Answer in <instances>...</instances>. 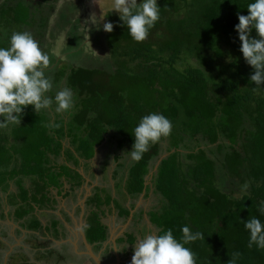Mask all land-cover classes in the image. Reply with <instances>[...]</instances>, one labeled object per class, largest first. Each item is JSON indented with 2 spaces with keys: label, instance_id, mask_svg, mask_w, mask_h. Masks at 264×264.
Instances as JSON below:
<instances>
[{
  "label": "trees",
  "instance_id": "16d2710c",
  "mask_svg": "<svg viewBox=\"0 0 264 264\" xmlns=\"http://www.w3.org/2000/svg\"><path fill=\"white\" fill-rule=\"evenodd\" d=\"M57 2L0 1V47H8L11 34L22 31L41 48ZM157 2L160 19L144 41H134L119 14L108 12L104 24L112 23L113 30L102 27L100 63L91 58L88 65L51 69L56 58L50 56L46 70L52 72L46 75L54 87L48 95L69 87L75 107L65 115L56 113L55 105L37 113L29 105L20 125L0 129V191L13 182L18 193L8 199L16 219L58 238L63 233L59 218L48 212L56 209L58 196L69 195L68 190L62 194L65 183L71 190L81 185L80 168L87 169L96 148L112 143L125 196L136 199L145 190L147 197L151 188L158 195V205L147 212L157 233L172 229L180 239L185 224L203 232L204 241L186 245L196 254V264H229L233 253H239L236 264H264V249L248 247L243 226L251 217L264 222L259 211L264 202V84L257 88L250 80L253 70L239 51L234 28L238 14L248 15L247 5L254 0ZM73 25L69 35L80 41L75 36L69 41L77 47L81 38ZM251 36L256 37L255 30ZM153 112L172 122L171 135L139 162L126 160L134 127ZM111 202L120 216L129 217L132 206L96 186L88 198L89 243L101 246L107 240L102 218ZM36 210L50 216L45 225ZM136 239L127 233L117 242L132 246Z\"/></svg>",
  "mask_w": 264,
  "mask_h": 264
},
{
  "label": "clouds",
  "instance_id": "9594fccd",
  "mask_svg": "<svg viewBox=\"0 0 264 264\" xmlns=\"http://www.w3.org/2000/svg\"><path fill=\"white\" fill-rule=\"evenodd\" d=\"M112 7L136 42L144 41L160 19L161 7L157 0H140V3L137 0H114ZM247 9L248 15L238 14L239 22L234 28L240 41L239 51L253 70L250 80L260 88L264 84V0H254ZM91 20L98 24L95 16ZM103 30L111 32L113 24L105 23ZM253 30L256 37L251 36ZM49 65V55L42 51L39 42L29 32H13L8 47H0V129L20 125L24 108L29 105L35 113L53 109V105L56 113H72L75 94L71 88H60L54 97L48 95L54 87L52 78L45 73ZM172 128V122L163 114L153 112L142 116L133 129L132 149L126 151L130 161L139 162L152 145L171 135ZM247 188L248 184H245L242 190ZM259 211L264 215V202ZM243 226L249 233L248 247L255 245L264 249V222L251 217L243 222ZM89 227L91 225H82L81 230ZM180 231V239L174 237L172 229L162 233L149 232L136 239L131 264H196V254L186 245L204 241L205 234L193 231L187 224ZM112 248L120 251L115 245ZM238 257L239 253H233L229 264H236Z\"/></svg>",
  "mask_w": 264,
  "mask_h": 264
},
{
  "label": "rangeland",
  "instance_id": "374dc122",
  "mask_svg": "<svg viewBox=\"0 0 264 264\" xmlns=\"http://www.w3.org/2000/svg\"><path fill=\"white\" fill-rule=\"evenodd\" d=\"M2 1V0H0ZM137 3H140V0H137ZM114 0H58L54 12L51 13L50 19L48 21L47 34H46V42L43 43L41 47L43 52L47 53L49 57L52 55L56 58L51 69H59V67H63L67 64H77V65H88L91 62V58H93L94 62L100 63L101 54L103 49L101 47V30L104 25V19L108 12L118 13L116 10H113ZM50 5H46V8ZM119 14V13H118ZM95 16L98 24H94L91 20V17ZM68 22V24H64L63 22ZM73 26H76V32L81 38V42L77 47H74L75 44H72L69 40L71 35H69V29ZM72 35L71 39L73 38ZM76 41H80L79 37L75 36ZM104 41V40H103ZM105 45V44H104ZM107 53V49H106ZM97 57V58H96ZM49 69V68H48ZM50 74L52 70H46L45 73ZM52 96V94H49ZM54 97V96H53ZM9 128H6L8 131ZM65 146H69L65 143ZM97 151L95 153V158L92 159L93 169L96 170V173L99 172L100 176L104 179V183L107 184L106 187H110L118 181V184L115 188L112 187L115 198L116 199H125V190L123 188V184L121 178L123 176L121 169H115L116 164L114 163V150L115 146L112 143H105L99 148H96ZM126 160H130L129 156H127ZM61 161V160H60ZM121 162H125V155L121 159ZM98 175V174H97ZM112 177V179H111ZM100 179V178H99ZM92 181L96 184L95 178L92 176ZM114 181V182H113ZM147 183L149 186H152L149 178H147ZM29 184V182H27ZM117 185H120L117 186ZM113 191L111 192L112 194ZM75 195H73L74 198ZM141 200L140 206L144 211H149L158 205V195L154 192V189L151 188L147 197H138L134 201L135 203ZM70 206L77 205L74 200L65 203ZM58 214L61 213V209L58 208L56 211ZM112 216H109L111 218ZM47 219V215L43 216V221ZM113 220V218L111 219ZM105 221V219H104ZM127 221V220H126ZM126 221L124 219L120 220L116 223V229H122L125 227ZM125 232L127 233H135L137 239L145 235L146 233L154 232V226L151 225L146 215H143L142 219L130 221V223L125 227ZM118 232V231H117ZM42 235V234H41ZM122 235V233H120ZM35 237V238H34ZM42 236L33 235L32 242L36 244L47 245L41 238ZM30 238V237H29ZM27 239V237H26ZM27 243L26 245H28ZM128 247H130L128 245ZM131 247H135L132 245ZM134 254V253H133ZM133 254L125 255L124 260L128 261L132 258ZM37 254H29L32 256V261L36 264H46L44 260H37ZM39 258V257H38ZM41 258V257H40ZM107 261H110V258H106ZM36 261V262H35ZM31 263L30 264H34ZM84 264H91L90 262H84Z\"/></svg>",
  "mask_w": 264,
  "mask_h": 264
},
{
  "label": "flooded vegetation",
  "instance_id": "af4514ba",
  "mask_svg": "<svg viewBox=\"0 0 264 264\" xmlns=\"http://www.w3.org/2000/svg\"><path fill=\"white\" fill-rule=\"evenodd\" d=\"M87 174L89 181L83 176L81 185L76 189L71 190V184L65 183V190L62 193L64 194L65 191L68 190L69 195L62 198L63 200L65 199L64 203L61 201L58 202L56 209L48 212L49 215L53 213L59 218L58 229L60 232L63 231V233H60L58 238L52 236L53 231L43 236L33 229L22 226L21 222H18L17 228L13 231L9 228L11 230L7 233L1 231L2 227L0 228V264L34 263L31 260L32 256H29V254L35 255L37 252L38 255L35 259L44 260L46 264H84L85 261L91 264H97L89 254V249L98 256L102 264H131V259L126 261L123 258L125 257L124 252L121 251V245L117 242L119 238L116 237L115 233L111 232V234H109V229L111 228H107L108 238L106 241L102 242L101 246L89 243L86 238L85 229L83 231L81 230L82 225H87V220L92 210V208L88 206V198L90 196H86V194H88L86 188L92 184V181H90L91 175L93 176L95 173L90 174L88 170ZM109 190L112 192V189L109 188ZM73 195H75L74 198ZM72 200H74L77 205H64ZM58 208L61 209L60 214L56 212ZM144 215L147 216V214ZM49 219L50 216H47V220ZM0 225H2V223H0ZM75 225L76 228H74ZM3 227H5V225H3ZM69 228H72V232H70ZM155 230L157 231V229ZM33 235L42 236V240L47 245H43V243H33ZM110 235L112 236L110 237ZM27 243L29 244L26 245ZM113 245L119 248L120 251H116L112 248ZM106 258H110V261H107Z\"/></svg>",
  "mask_w": 264,
  "mask_h": 264
},
{
  "label": "crops",
  "instance_id": "0c3cea01",
  "mask_svg": "<svg viewBox=\"0 0 264 264\" xmlns=\"http://www.w3.org/2000/svg\"><path fill=\"white\" fill-rule=\"evenodd\" d=\"M94 158H95V156L92 159H94ZM92 159L89 160V163H86L83 160H81V163H82L83 166L85 165V163L88 165L87 169L86 168H82V166H81V168H80L81 175L85 176L87 181H89L88 180V174H87V171L89 170L90 174H94L95 173L93 175V177L96 180V184H94L93 181H92V175H91L90 181H92V184L87 186L86 189H87L88 194H86V196L92 195L93 189L96 188V186L100 187L101 189L102 188H106L108 190H109V188L112 189V187H113L116 190V185H115L116 183L115 184L113 183V185H111L110 187H106L107 184L104 183V181H103L104 179L102 178V176L99 177L100 176L99 172L96 173V170L93 169ZM111 179H112V177H111ZM112 191H113V189H112ZM17 193H18L17 187L13 184V182L9 183V185H8V187H7V189L5 191H0V223H2V225H0V228L2 227L1 231H3L4 233H7L11 229H12V231L14 229H16L17 225H18V222H20V221H18L16 219L15 207H13L11 205L10 200L8 199V198H10L11 200H14L12 198H14L17 195ZM53 193L55 194L56 190H54ZM113 193H114V191H113ZM140 196H142V197L145 196V190L138 197H140ZM61 197H62V195L58 196L57 200H58V202L61 201L62 203H64L65 199L63 200ZM112 199H116L115 198V193L112 194ZM134 200L135 199H132L128 195L125 196L124 200H121L119 198L117 199V201H119V203L125 205V207L129 208V207L132 206L131 207V212L129 214V217L126 218V219L124 217L120 216V211H118V210H116L114 208L113 202L110 203V205L108 206V209L103 213V218H102V221L107 226V228L108 229L109 228L112 229V230L109 229V234H111V232H112V233H115L117 238H119V239L122 238V236L126 233L125 232V229H126L125 227L130 223L131 220L132 221H134V220L136 221V220L142 219L143 215L147 214L148 211H144L142 209V207L139 205L141 200L139 199L138 203L137 202L135 203ZM35 213H37L38 214V218L44 224H46L47 219L45 221H43V216H44L43 212L39 211V210L38 211L36 210ZM140 213H141V215H139ZM109 216H112V217L109 218ZM112 218H113V220H111ZM147 218H148V216H147ZM104 219H105V221H104ZM119 219L120 220L124 219V221H126V220L127 221H126L125 227L124 228L122 227V229L120 228L118 230V229H116L115 226H116V223L119 221ZM3 225H5V227H3ZM71 225H72V223H71ZM9 228H11V229H9ZM74 228H76V225H75ZM69 229H70V232H72V228H69ZM155 229L156 228H154V232L157 233V231ZM120 233H122V235H120ZM111 236L112 235H110V237ZM135 243H134V245H135ZM120 245H121L120 246L121 247V251L124 252L125 255H131V254L134 253V248L133 247H131V246L128 247V245L125 244V243H120Z\"/></svg>",
  "mask_w": 264,
  "mask_h": 264
},
{
  "label": "water",
  "instance_id": "95a60500",
  "mask_svg": "<svg viewBox=\"0 0 264 264\" xmlns=\"http://www.w3.org/2000/svg\"><path fill=\"white\" fill-rule=\"evenodd\" d=\"M88 248H89V246H88ZM88 251H89V254L91 255V257H93V259L95 260V262L97 264H102L101 261L99 260L98 256H96L90 249Z\"/></svg>",
  "mask_w": 264,
  "mask_h": 264
}]
</instances>
